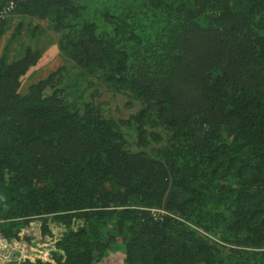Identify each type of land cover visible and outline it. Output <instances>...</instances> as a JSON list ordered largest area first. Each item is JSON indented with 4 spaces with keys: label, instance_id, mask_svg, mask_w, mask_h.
<instances>
[{
    "label": "trees",
    "instance_id": "1",
    "mask_svg": "<svg viewBox=\"0 0 264 264\" xmlns=\"http://www.w3.org/2000/svg\"><path fill=\"white\" fill-rule=\"evenodd\" d=\"M0 264H264V0H0Z\"/></svg>",
    "mask_w": 264,
    "mask_h": 264
},
{
    "label": "rangeland",
    "instance_id": "2",
    "mask_svg": "<svg viewBox=\"0 0 264 264\" xmlns=\"http://www.w3.org/2000/svg\"><path fill=\"white\" fill-rule=\"evenodd\" d=\"M21 19L22 18L19 16L13 17L10 25L8 26L10 27L8 32L11 33ZM48 29L49 28L47 26H43L41 32H47V34H43L41 38V35L31 33L33 30L32 25H28L27 21H25L23 28L20 30V34L24 36H22L21 39L27 43L26 45H31L33 48H39L41 51V57L38 63L34 65L22 78L20 85L21 92H25L28 85L32 82L47 77L51 71L57 70L62 65V57L59 51L56 49V44L53 41L51 33H49L51 31ZM54 40L57 42V39ZM98 100L103 103L105 112L107 114L113 115L114 117L121 118L122 116H125L131 112V109L125 106L126 98L122 97L121 95L103 93L102 96L98 98Z\"/></svg>",
    "mask_w": 264,
    "mask_h": 264
}]
</instances>
